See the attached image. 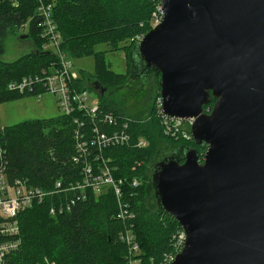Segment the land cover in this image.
I'll use <instances>...</instances> for the list:
<instances>
[{"label":"water","instance_id":"95a60500","mask_svg":"<svg viewBox=\"0 0 264 264\" xmlns=\"http://www.w3.org/2000/svg\"><path fill=\"white\" fill-rule=\"evenodd\" d=\"M158 1L130 79H159L163 112L194 119L206 149L151 165L148 191L187 234L172 264H264V0Z\"/></svg>","mask_w":264,"mask_h":264},{"label":"trees","instance_id":"16d2710c","mask_svg":"<svg viewBox=\"0 0 264 264\" xmlns=\"http://www.w3.org/2000/svg\"><path fill=\"white\" fill-rule=\"evenodd\" d=\"M160 5L158 0H55L53 13L63 36L65 55L70 59L93 56L96 61L94 78L80 79L76 84L79 90L101 85L98 93L103 97L102 88L119 89L132 81L130 73L125 76L110 70L105 52L97 51V47L105 43L108 52L129 48L130 62V53L149 32L148 26ZM38 6V0H0V57L4 53L2 40L13 29H25L29 23L28 35L37 39L36 49L17 60H0V104L28 97L9 91L10 82L38 74L56 63L55 55L41 50ZM150 87H157V91L145 119L130 118L111 104L100 106L120 119L117 127L104 126L103 131L117 130L123 120L129 123L130 142L106 149L103 154L111 160L114 178L125 180L123 200L135 216L134 233L141 245V256L147 263H160L162 256L172 250L175 232L181 226L157 208L153 194L148 191L153 174L151 165L169 157L180 144L198 148L200 152L206 149L199 148L194 140L185 142L165 135L155 106L161 91L159 79ZM212 107L213 104L205 106V110ZM76 118L83 116L74 113L5 127L0 133V146L8 152L10 180H28L46 190H51L57 181L67 184L81 180L73 161ZM141 140L147 142L145 147L138 146ZM134 178L141 181L139 188L131 187ZM104 191L98 197L89 192L87 200L78 202L63 215H50L51 204L56 202L51 198L21 212L18 219L22 244L10 257L9 264H43L46 259L56 264H125L128 250L119 238L124 225L115 218L117 197L113 188Z\"/></svg>","mask_w":264,"mask_h":264},{"label":"built area","instance_id":"2783aa9c","mask_svg":"<svg viewBox=\"0 0 264 264\" xmlns=\"http://www.w3.org/2000/svg\"><path fill=\"white\" fill-rule=\"evenodd\" d=\"M37 14L41 18L39 36L43 42L41 50L56 57V63L38 74L25 76L9 83L8 90L21 96L41 97L50 93L57 97L61 115L72 116L80 113L83 119L76 118L74 130L75 155L73 161L78 166L81 180L69 181L64 184L57 181L51 190H46L30 184L28 180L8 177V152L0 146V264H9L10 257L21 247L22 236L19 214L35 206L45 204L48 198L54 199L50 207V215L58 216L70 212L81 201L87 200L89 192L96 194L98 190L113 188L117 197L118 212L116 220L124 225L120 233V241L127 247L125 264H172L183 251L187 234L181 227L175 232L173 247L165 253L160 263H147L141 256V245L134 233L135 216L131 206L123 200L122 185L125 180L115 179L110 166L111 160L104 157L106 149L122 147L131 140L125 120L113 132H106L102 127H117L120 119L111 112L105 111L100 104L87 105L89 100L87 90H79L76 86L80 80L73 73L72 59L68 58L62 49L63 36L54 17L55 0H38ZM163 18L162 7L157 12ZM157 117L160 119L166 136L192 141L191 132L194 119H180L166 115L163 112V98H156ZM89 122V123H86ZM88 124V125H87ZM87 129H89L87 131ZM147 142L139 141V147H145ZM141 181L134 178L132 188H139ZM43 264H56L48 259Z\"/></svg>","mask_w":264,"mask_h":264},{"label":"rangeland","instance_id":"374dc122","mask_svg":"<svg viewBox=\"0 0 264 264\" xmlns=\"http://www.w3.org/2000/svg\"><path fill=\"white\" fill-rule=\"evenodd\" d=\"M163 19V18H162ZM161 16L157 13L154 15L149 31L156 27L161 21ZM29 23L25 29H13L2 40L4 53L0 60L12 62L36 49L37 39L30 37ZM22 38V36H27ZM143 39V38H142ZM141 42V41H139ZM109 47L102 43L98 45L97 51L105 52L106 59L112 70L116 74L130 73L129 48H123L117 52H108ZM73 73L79 76V79L91 77L96 72V61L93 56H87L80 59H72ZM132 81L125 84L123 88L114 89L110 87L105 91L103 97L93 87H88L87 105L111 104L119 111L133 119H145L150 113L152 99L157 91V87H150L151 80L143 79L142 81L131 79ZM146 80V81H145ZM92 85V84H91ZM209 109V108H208ZM205 110V112L208 111ZM62 114V110L58 105V99L50 93H45L41 97L28 96L15 101L0 104V130L5 127L13 126L21 122L39 119H50L58 117ZM204 154V152H200ZM104 190H98L96 196L104 193Z\"/></svg>","mask_w":264,"mask_h":264},{"label":"flooded vegetation","instance_id":"af4514ba","mask_svg":"<svg viewBox=\"0 0 264 264\" xmlns=\"http://www.w3.org/2000/svg\"><path fill=\"white\" fill-rule=\"evenodd\" d=\"M99 91H100V90H98L97 92H99ZM180 146H183V145H181V144H180V145H178V147H180Z\"/></svg>","mask_w":264,"mask_h":264}]
</instances>
